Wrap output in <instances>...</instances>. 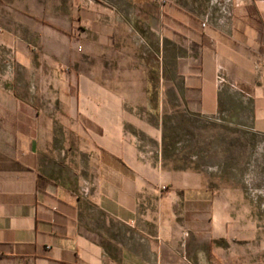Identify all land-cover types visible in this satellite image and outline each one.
Returning <instances> with one entry per match:
<instances>
[{
    "label": "crops",
    "instance_id": "0c3cea01",
    "mask_svg": "<svg viewBox=\"0 0 264 264\" xmlns=\"http://www.w3.org/2000/svg\"><path fill=\"white\" fill-rule=\"evenodd\" d=\"M263 60L264 0H0V264H264L249 197L163 160L175 113L264 135Z\"/></svg>",
    "mask_w": 264,
    "mask_h": 264
},
{
    "label": "rangeland",
    "instance_id": "374dc122",
    "mask_svg": "<svg viewBox=\"0 0 264 264\" xmlns=\"http://www.w3.org/2000/svg\"><path fill=\"white\" fill-rule=\"evenodd\" d=\"M84 31V25L75 24L76 33ZM233 114H238L237 110L228 108L220 120L187 113L165 116L163 146L166 145V149L163 147V152L173 161L170 166L204 171L216 185L247 195L255 211L264 214V135L251 130L248 118L233 121ZM56 134L60 153L68 136L61 131ZM66 166L65 169H69V163ZM66 175L76 180L75 173L67 170ZM93 214L95 219L117 230L115 223L95 209ZM258 223L264 225V220Z\"/></svg>",
    "mask_w": 264,
    "mask_h": 264
},
{
    "label": "trees",
    "instance_id": "16d2710c",
    "mask_svg": "<svg viewBox=\"0 0 264 264\" xmlns=\"http://www.w3.org/2000/svg\"><path fill=\"white\" fill-rule=\"evenodd\" d=\"M188 114L194 115L192 113H188ZM163 147L166 149V145H164ZM163 160H164L165 164L168 165V166H170V163L173 162L172 160H170V157H168V155H166V151L163 152ZM170 167H173V168H188V167H176V166L175 167L174 166H170Z\"/></svg>",
    "mask_w": 264,
    "mask_h": 264
},
{
    "label": "built area",
    "instance_id": "2783aa9c",
    "mask_svg": "<svg viewBox=\"0 0 264 264\" xmlns=\"http://www.w3.org/2000/svg\"><path fill=\"white\" fill-rule=\"evenodd\" d=\"M264 61V60H263Z\"/></svg>",
    "mask_w": 264,
    "mask_h": 264
}]
</instances>
